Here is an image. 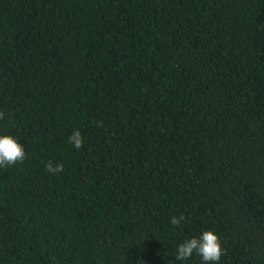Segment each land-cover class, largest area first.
<instances>
[{"label":"trees","instance_id":"1","mask_svg":"<svg viewBox=\"0 0 264 264\" xmlns=\"http://www.w3.org/2000/svg\"><path fill=\"white\" fill-rule=\"evenodd\" d=\"M0 111V264H264V0H0Z\"/></svg>","mask_w":264,"mask_h":264},{"label":"clouds","instance_id":"2","mask_svg":"<svg viewBox=\"0 0 264 264\" xmlns=\"http://www.w3.org/2000/svg\"><path fill=\"white\" fill-rule=\"evenodd\" d=\"M5 113L0 111V120H4ZM76 149L83 146V138L79 130H74L68 138ZM26 158L24 147L18 142V139L10 135H0V168L10 167ZM45 169L51 174H57L64 170L62 163H55L49 160L45 163ZM185 220L181 214L179 217L173 216L170 223L178 226ZM200 256L203 264H218L223 254L221 243L217 235L211 231H204L199 237H192L180 243L176 248L175 259L185 261L193 254ZM137 264H142L137 261Z\"/></svg>","mask_w":264,"mask_h":264}]
</instances>
